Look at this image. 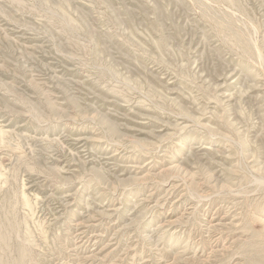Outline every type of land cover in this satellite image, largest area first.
Wrapping results in <instances>:
<instances>
[{
    "label": "rangeland",
    "instance_id": "rangeland-1",
    "mask_svg": "<svg viewBox=\"0 0 264 264\" xmlns=\"http://www.w3.org/2000/svg\"><path fill=\"white\" fill-rule=\"evenodd\" d=\"M0 264H264V0H0Z\"/></svg>",
    "mask_w": 264,
    "mask_h": 264
}]
</instances>
